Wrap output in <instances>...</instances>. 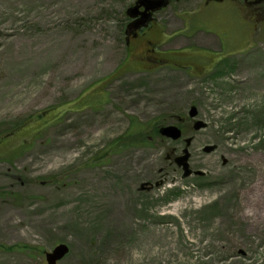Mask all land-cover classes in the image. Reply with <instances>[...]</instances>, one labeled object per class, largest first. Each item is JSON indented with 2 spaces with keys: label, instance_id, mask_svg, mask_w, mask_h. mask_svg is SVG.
I'll return each instance as SVG.
<instances>
[{
  "label": "rangeland",
  "instance_id": "obj_1",
  "mask_svg": "<svg viewBox=\"0 0 264 264\" xmlns=\"http://www.w3.org/2000/svg\"><path fill=\"white\" fill-rule=\"evenodd\" d=\"M133 1L0 0V133L11 128L0 139V264H46L58 243L69 251L56 264H264V229L246 235L231 221L219 233L213 195L237 176L211 174L230 165L264 180V0H167L153 55L195 54L190 74L134 63L122 30ZM195 119L206 125L194 130ZM133 123L145 141L117 147ZM167 124L181 137L160 135ZM184 149L187 176L175 161ZM238 152L257 158L241 164ZM193 194L203 202L175 215ZM256 198L243 211L263 227L264 187ZM159 227L176 231L169 244Z\"/></svg>",
  "mask_w": 264,
  "mask_h": 264
},
{
  "label": "bare ground",
  "instance_id": "obj_2",
  "mask_svg": "<svg viewBox=\"0 0 264 264\" xmlns=\"http://www.w3.org/2000/svg\"><path fill=\"white\" fill-rule=\"evenodd\" d=\"M231 159L236 157L239 158L238 160L241 161V164H248L250 161H254L255 158H257V155L254 152H248V153H237L236 155L232 154V156H230ZM229 157V158H230ZM206 164L208 165L210 162L205 160ZM227 162V160H226ZM215 164V163H214ZM212 166V164H211ZM234 166H228V168L226 169V167L223 166H214V172H212L211 174L213 176H222L225 172H227V174L229 173V169H232V173L235 175L236 177V181L232 180H228L227 177L224 179V184L220 189H217L214 192L213 198L217 199L220 198L221 202L219 204V212L220 215L217 219L218 222V227H219V233L221 232H227L225 223L226 222H238L241 226L240 228L242 229V231L246 234V235H256L258 236L264 229V226L262 227L261 224L259 223V220H255L254 222H252L250 219L251 217L246 214L243 211V208L246 207H251L254 206V208H258V205H260L261 201L255 198V195L258 191H261L264 187V180L263 179H259L256 180L257 175L254 176V170L252 173H247L244 171H234L233 168ZM236 169V168H235ZM255 181H259L257 183H255ZM235 194L236 198L232 199V200H226L224 198H226L229 195ZM208 195V193H207ZM204 199L203 195L200 196H196V195H191L188 198H186L185 200L177 203L174 206V214L177 215L179 214L180 211L183 210H189L191 207H194L193 205L195 203H202ZM263 203V202H262ZM199 204V205H200ZM117 207H116V211H117ZM118 218L116 219V223L124 226V227H128L131 223V220L128 216L126 215H121L118 214ZM182 225L183 221L181 222ZM172 232H174V234H176V231H173V229L171 227H159L157 229H155V235L157 236V238L159 237L163 242H168V244L170 243V241L172 240ZM229 234L226 235V248L228 249V247H230L231 244H236L234 243H230L231 241H233L234 239H236L235 237L230 238L229 240ZM186 238H192V233L189 229H187V231H185V235ZM234 238V239H233ZM168 249V247H167ZM226 249V250H227ZM149 253V250H147ZM160 252L158 253V250L155 252L154 256L157 258L159 256ZM213 262V260L211 258H207L204 260L205 264H211Z\"/></svg>",
  "mask_w": 264,
  "mask_h": 264
},
{
  "label": "flooded vegetation",
  "instance_id": "obj_3",
  "mask_svg": "<svg viewBox=\"0 0 264 264\" xmlns=\"http://www.w3.org/2000/svg\"><path fill=\"white\" fill-rule=\"evenodd\" d=\"M143 10L144 7L139 6L134 16H127L123 27L128 54L134 57V63L138 66L145 65L153 69L159 66H170L184 69L188 74L190 73L186 70L187 68L195 72L198 67L192 64L194 60H188L189 58H193L194 55H189L186 57L188 59L184 60L177 57L179 52H160L156 56L153 55V51L156 52L155 48L157 46L153 40L156 33L159 32V28L156 27L157 25L154 22V13L146 14Z\"/></svg>",
  "mask_w": 264,
  "mask_h": 264
},
{
  "label": "water",
  "instance_id": "obj_4",
  "mask_svg": "<svg viewBox=\"0 0 264 264\" xmlns=\"http://www.w3.org/2000/svg\"><path fill=\"white\" fill-rule=\"evenodd\" d=\"M139 5H142L144 7V12L147 13V11L149 12L150 10H154L160 7L162 5V1L161 0H137L135 5L127 9V13L129 15H135ZM196 114H197V110L195 106H191L189 108L188 115L190 117H195ZM204 126H205V123L198 119H196L192 125L194 130H197ZM158 131L161 135L170 137L171 139H177L181 135V130L179 129L177 125H174V124L160 126ZM211 149H213V146L204 147V150L206 152L210 151ZM187 159H188L187 149H184L183 154L175 158L176 163L182 167L184 176H186L190 172L188 168ZM67 252H68V246L65 243L56 244L50 251H46L44 253L46 264H55L64 255H66Z\"/></svg>",
  "mask_w": 264,
  "mask_h": 264
},
{
  "label": "trees",
  "instance_id": "obj_5",
  "mask_svg": "<svg viewBox=\"0 0 264 264\" xmlns=\"http://www.w3.org/2000/svg\"><path fill=\"white\" fill-rule=\"evenodd\" d=\"M125 43V41H124ZM126 46V44H125ZM156 127V125H155ZM9 133H11V128H9L8 130L0 133V139H2L4 136L8 135ZM143 134H144V129L142 128V126L140 124H135L133 123L131 125V127L128 128V130L126 131V133H124V135L120 136L117 140H116V145L117 147H124L127 145H132V144H141L142 142L145 141V138H143ZM8 249H13L16 248L17 246H6Z\"/></svg>",
  "mask_w": 264,
  "mask_h": 264
}]
</instances>
